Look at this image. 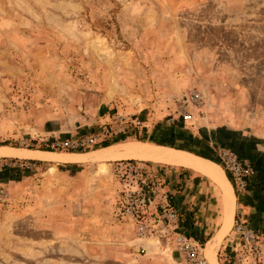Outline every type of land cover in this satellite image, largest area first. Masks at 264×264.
I'll return each instance as SVG.
<instances>
[{"label": "rangeland", "instance_id": "1", "mask_svg": "<svg viewBox=\"0 0 264 264\" xmlns=\"http://www.w3.org/2000/svg\"><path fill=\"white\" fill-rule=\"evenodd\" d=\"M190 91L199 104L186 101ZM110 125L115 134L91 145H52ZM133 142L216 169L225 170L221 148L245 161L252 172L243 192L225 172L238 203L253 205L237 220L252 239L242 242L233 225L215 252L219 264H264V0H0V148L87 155L0 154L9 194L0 205V264H122L124 254L141 253L101 242L110 221L131 223L120 212L133 182L119 169L154 166L163 183L162 169L182 164L94 156ZM219 187L224 224L215 247L232 211ZM178 222L174 230L187 234L179 213Z\"/></svg>", "mask_w": 264, "mask_h": 264}, {"label": "crops", "instance_id": "2", "mask_svg": "<svg viewBox=\"0 0 264 264\" xmlns=\"http://www.w3.org/2000/svg\"><path fill=\"white\" fill-rule=\"evenodd\" d=\"M118 149L121 151V148ZM117 159L126 158L121 157ZM220 168L215 171V176L218 177L220 182L204 171L202 172V170L194 169L193 167L175 165L170 168L168 166H165L163 169L161 168L164 171L163 177L165 182L163 181L164 184H161L158 193L155 195L153 205L149 209L150 211L145 212V220L148 224L149 234L138 235L136 233L135 223L132 220H130L131 223L129 225L124 222L112 220L108 223L109 225H106L107 227L104 229L106 231L104 235L106 236L103 235L101 237V242L103 244L116 243L122 247L128 246L127 249L132 246L142 250L141 253L128 252L127 257L124 254V258L121 260L123 261L122 264H187L183 255L174 247L172 235L160 233V230L167 223L161 214V209L158 204L165 197L169 201V204L178 210L177 213L185 221V228L188 231L186 235L191 238L193 237L192 239L194 241L199 243L201 247L203 246L201 251L207 263L219 264L215 251L229 239V235L231 236L230 232L232 231V227L239 219L238 212L240 211L243 215L249 214L248 211L253 208L251 203H238L239 196L234 185H232L233 183L230 182L231 179L225 170ZM190 184L191 186L196 185V192L189 188ZM220 184L225 186L227 197L231 201V207H227V214L232 211L228 227L224 233L220 234V238H217V246L212 249L214 253L212 256L211 253L207 252V245L214 240L224 224ZM185 196L187 199H184ZM194 197L197 198L196 205L193 209L189 210L187 209L188 204L186 205V203ZM156 208L158 209L156 210ZM253 215L255 214L252 212L250 216ZM95 238L97 239L98 237L93 238L91 236V240Z\"/></svg>", "mask_w": 264, "mask_h": 264}, {"label": "built area", "instance_id": "3", "mask_svg": "<svg viewBox=\"0 0 264 264\" xmlns=\"http://www.w3.org/2000/svg\"><path fill=\"white\" fill-rule=\"evenodd\" d=\"M200 98L201 96L197 91H190L186 96V101L196 105L200 103ZM184 106L183 104L181 108ZM182 110L183 119L185 121L190 119L191 114L185 109ZM113 134H115V130L113 126L110 125L100 129L98 133L87 134L80 138V140H65L62 141V143H53L52 145H61L62 148L79 149L82 146L91 145L97 140L100 141L102 139L111 138ZM218 155L222 161L223 167L232 177L235 188L243 192L247 185V177L252 172L250 166L230 149L221 148L218 151ZM8 164L11 165L13 163ZM19 165H23V163L20 162ZM154 170L153 167L141 164L137 161H127V163L119 169V171L122 172V176L126 174L127 176L125 177H129L133 182V186L124 190L123 204L120 213L134 221L136 233L140 236L149 234L148 224L145 220V212H147L149 206L153 204L154 197L162 184L159 175ZM8 199L9 194L7 190L0 186V205L5 204ZM159 207L167 223V225L160 230V233L172 235V242L175 248L183 255L187 264H208L201 251V245L185 233L174 230L179 223L178 213L165 197L159 203ZM234 231L236 234H239L242 242L247 243L252 239L250 229H248L243 222L236 221ZM253 252L258 253V248L254 247Z\"/></svg>", "mask_w": 264, "mask_h": 264}, {"label": "bare ground", "instance_id": "4", "mask_svg": "<svg viewBox=\"0 0 264 264\" xmlns=\"http://www.w3.org/2000/svg\"><path fill=\"white\" fill-rule=\"evenodd\" d=\"M135 145L131 147V145H123L122 151H114L112 149H101L95 157L99 159H111L116 158L120 155L131 156V157H140L146 159H152L157 161H163L168 163H176L182 164L190 167H194L196 169L202 170L205 173L209 174V176L214 177L215 180L218 182V177L215 176V171L217 170L210 161L200 159L190 153L178 151L175 149L167 148V147H154L151 145H140L141 143L133 142ZM132 143V144H133ZM21 154V155H33L42 158H54V159H64V160H71V161H81L87 158V155L84 153H67L62 155H56V153H47L45 151H36V150H25V149H18V148H0V154L9 155V154ZM125 158V157H124ZM102 165L106 166V163H101ZM103 166V168H104ZM222 186V185H221ZM224 190L225 188L222 187ZM227 200L224 196V204H226ZM231 202L229 203L230 207ZM226 206V205H225ZM228 207V206H227ZM215 247V243H210L207 245L208 250L212 253V249ZM213 256V254H212Z\"/></svg>", "mask_w": 264, "mask_h": 264}]
</instances>
